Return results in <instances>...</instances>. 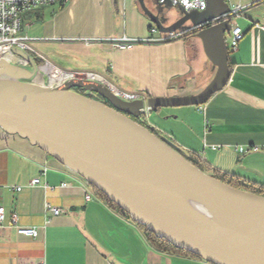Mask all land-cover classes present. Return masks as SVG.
Wrapping results in <instances>:
<instances>
[{
  "label": "crops",
  "instance_id": "obj_1",
  "mask_svg": "<svg viewBox=\"0 0 264 264\" xmlns=\"http://www.w3.org/2000/svg\"><path fill=\"white\" fill-rule=\"evenodd\" d=\"M225 1L235 16L233 28L244 33L237 50L227 35L228 85L203 106L150 112V127L208 168L264 187V31L256 27L264 26V0ZM163 10L169 11L165 26L182 17L178 8ZM21 23L35 61L95 74L145 99L196 96L217 73L197 34L181 38L193 31L190 23L162 33L139 0H57L22 14ZM170 34L175 38L147 41ZM125 40L134 42L131 49L120 48ZM35 179L41 183L31 186ZM47 204L61 214L52 215ZM0 207V264H210L156 250L133 220L108 207L78 174L1 128ZM13 214L19 226L37 228V238L19 236Z\"/></svg>",
  "mask_w": 264,
  "mask_h": 264
},
{
  "label": "water",
  "instance_id": "obj_2",
  "mask_svg": "<svg viewBox=\"0 0 264 264\" xmlns=\"http://www.w3.org/2000/svg\"><path fill=\"white\" fill-rule=\"evenodd\" d=\"M139 2L162 33L177 32L188 23L198 30L206 55L217 68L200 94L126 101L96 81L53 88L45 78L39 85L33 82L38 73L33 56L14 49L29 66L0 59V128L27 139L104 193L134 222L177 248L210 264H264V196L205 173L173 142L131 118H141L147 105L151 112L203 106L222 91L232 76L227 35L235 16L225 0H206L203 12H188L169 0H153L151 6ZM164 6L178 8L182 17L165 26L162 18L169 11L164 12Z\"/></svg>",
  "mask_w": 264,
  "mask_h": 264
},
{
  "label": "built area",
  "instance_id": "obj_3",
  "mask_svg": "<svg viewBox=\"0 0 264 264\" xmlns=\"http://www.w3.org/2000/svg\"><path fill=\"white\" fill-rule=\"evenodd\" d=\"M57 0H0V59H5L10 61L13 64L21 66H29L27 60L17 56L14 53V49H19L25 52H30L31 46L30 42L32 41L27 35L22 34V23L21 15L28 12L40 9L42 7L50 6L56 3ZM174 6H181L186 11H198L203 12L207 9L206 0H169ZM166 0H160V3H165ZM264 31V26L256 25ZM152 33L156 31L155 28H152ZM175 38L174 34H170L168 38L154 39L150 38L148 42H164L168 39ZM244 38V33L239 27H235L231 31V44L230 48L232 50H237L239 43ZM126 42L120 44L122 49H131L134 45V42L125 40ZM38 72L47 78L48 85L50 87H61L72 81L84 80V81H96L99 82L108 88H110L114 94L121 97L126 101H136L139 99H145L138 93H125L117 88L111 86L109 83H105L99 76L91 73H76V72H67L61 70L60 68L54 66L48 61H43V63L38 66ZM45 83L41 84L44 85ZM151 108L147 105L144 109L145 118L149 116ZM254 150H257L255 148ZM47 172L45 168L43 174ZM41 183L40 179H35L31 182V186H37ZM63 187H69V184H63ZM20 190V188H19ZM93 195L87 194L86 200L91 201ZM46 210L54 216L61 214V210L53 207L49 204L46 206ZM5 221V209L0 207V226L3 225ZM11 224L16 227L17 234L19 236H26L31 238H37L38 230L37 228L32 227H21L18 225V216L16 214L12 215ZM44 264V263H38Z\"/></svg>",
  "mask_w": 264,
  "mask_h": 264
},
{
  "label": "trees",
  "instance_id": "obj_4",
  "mask_svg": "<svg viewBox=\"0 0 264 264\" xmlns=\"http://www.w3.org/2000/svg\"><path fill=\"white\" fill-rule=\"evenodd\" d=\"M198 33V30H193L191 32L188 33H184L181 38L184 39L187 36H192V35H196ZM37 65H41L43 62H38L36 61ZM144 119V118H142ZM135 120V119H134ZM138 124L144 126L145 128L149 129L154 135L160 137L159 133H157V131L153 128H151L150 126H147L145 124V121H143V123H141L139 120H135ZM184 157H186L194 166H196L197 168H199L200 170L204 171L205 173H207L208 171H211L210 175H212L214 178L222 181L223 183L233 187V188H237L240 190H244L256 195H260V196H264V187L261 186H257L255 184H250V183H246L243 182L241 179L237 178L236 176L233 175H229V174H225L223 172H220L218 170H212L210 168H208L207 166H205L203 163H201V161H199L197 158H195L194 156H187L185 155V153H183ZM92 191L111 209L117 211L119 214H121L122 216L132 220L131 216L126 213L124 210H122L116 203L112 202L111 200H109V198L102 193L101 191H99L97 188L91 186ZM136 223V222H135ZM144 232V235L147 239V241L151 244V246L153 248H155L156 250L166 253V254H173V255H179V256H185V257H191V258H195V259H199V260H203L200 256L195 255L189 251L177 248L176 246H174L173 244H171L170 242H168L166 239H161L158 238L156 236L155 233L150 232L146 227L136 223Z\"/></svg>",
  "mask_w": 264,
  "mask_h": 264
},
{
  "label": "rangeland",
  "instance_id": "obj_5",
  "mask_svg": "<svg viewBox=\"0 0 264 264\" xmlns=\"http://www.w3.org/2000/svg\"><path fill=\"white\" fill-rule=\"evenodd\" d=\"M175 12H178V10H174ZM39 66V65H38ZM38 77L41 79V81L39 82L38 80ZM35 84H39V85H41V84H43L44 82H45V79L43 78V76L41 75V74H39V72L37 73V75H36V77H35V79H34V81H33ZM85 94H86V91H85ZM155 113H153V115H154ZM150 115H152V113H150L149 114V116ZM149 116H147V118L145 119V116H143V118L144 119H142V117L141 118H139V119H135V120H139L141 123H143V121L145 120V124L147 125V126H151V123H150V119H149ZM161 135V134H160ZM161 137H164L163 135H161ZM165 138V137H164ZM167 139V138H166ZM51 157V156H50Z\"/></svg>",
  "mask_w": 264,
  "mask_h": 264
},
{
  "label": "flooded vegetation",
  "instance_id": "obj_6",
  "mask_svg": "<svg viewBox=\"0 0 264 264\" xmlns=\"http://www.w3.org/2000/svg\"><path fill=\"white\" fill-rule=\"evenodd\" d=\"M74 91H76V92H78V93H80V94H85V91H84V90H81V89H77V88H75ZM91 97H92V98H95L96 100H99V101L105 102V100H104L103 98H101V97H99V96H97V95H93V94H91ZM108 104H109V103H108ZM109 105H110V104H109ZM131 118L134 120L133 117H131Z\"/></svg>",
  "mask_w": 264,
  "mask_h": 264
},
{
  "label": "bare ground",
  "instance_id": "obj_7",
  "mask_svg": "<svg viewBox=\"0 0 264 264\" xmlns=\"http://www.w3.org/2000/svg\"><path fill=\"white\" fill-rule=\"evenodd\" d=\"M10 62V61H9ZM38 81L40 82L41 81V79L38 77ZM194 207H196L197 209H199V210H204V208H203V206L201 205V204H198V203H195L194 204Z\"/></svg>",
  "mask_w": 264,
  "mask_h": 264
}]
</instances>
